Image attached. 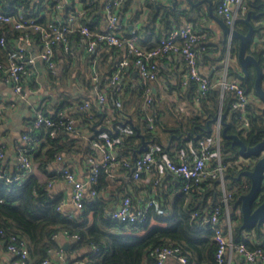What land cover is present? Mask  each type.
<instances>
[{"label": "trees", "instance_id": "trees-1", "mask_svg": "<svg viewBox=\"0 0 264 264\" xmlns=\"http://www.w3.org/2000/svg\"><path fill=\"white\" fill-rule=\"evenodd\" d=\"M87 1L89 0H71L69 5L62 10L65 16L63 15L61 18H66L69 12L75 11L77 3L78 5L82 4L84 15L80 17L81 22L87 23L96 32H104L105 28L101 22L105 17L104 6L108 0H92L91 4H86ZM245 3L246 10L235 21L234 27L240 32L246 33L249 26L244 21V17L248 11H253L250 20L254 27V33L248 51L253 53L262 65L264 83V0H245ZM47 4L50 12H54L53 15L58 17L60 10L55 8L56 0H47L46 2L41 0L40 3H32L30 0L27 2L23 0L19 3L17 1L18 6L14 12L20 8L27 13L36 11L39 21L45 23L48 17L42 12L45 11ZM130 8H135L131 16L132 22L140 20L144 9L147 8L145 20L137 32L138 40L140 39L137 42L145 49L157 46L162 36L172 28L182 25L185 20H192L199 24L201 16L198 7L180 9L177 5L175 9H170L162 4L157 6L156 0H123L119 9L120 17ZM126 29L128 26L124 27V33ZM27 31L31 33L36 43H42L39 31L34 32L32 28ZM19 34L18 30L7 32V47L0 46V61L5 59L7 50L12 47ZM70 38L79 40L80 34L74 32L70 34ZM148 42H151V45L145 47L144 44ZM239 43L238 38L232 39L231 54L233 57H237ZM56 47L62 54L60 55L56 49L55 59L60 62V71L53 73L47 69L50 87L54 90V94L51 95L52 102L47 101L40 107L53 119L54 124L34 127L32 119L25 131L39 143L34 151L28 152L33 163L37 162L41 168H45L54 161L55 155L58 153L77 151L79 148H84L86 153L90 150L94 151L92 140L102 137L101 133L94 132L92 127L95 124H101L102 132L108 134L110 138H119L115 145L119 158H126L131 164L139 155L151 150L150 143H159V137L157 138L155 135V128L148 127L145 119L147 111L142 110L144 101L142 89H137L134 83L129 82L122 94L118 95L114 93L112 87L105 84V78L111 76L118 69L117 63L123 51L122 47L99 48L96 51L87 52L85 57L83 54L81 55L82 58H85L84 62L82 58H80L81 61L78 59L75 51L71 50L66 53L62 46ZM233 63L229 66L228 74L239 79L246 92L250 94L251 102L248 104L247 113L250 121L249 127L246 129L241 126L242 122L237 117L238 111L233 106L235 98L232 91L226 92L222 99L221 89L211 76L208 91L204 96H198L197 81L191 79L183 92L189 103L196 108V114L186 121L180 119L172 125H167L161 117L163 111L161 113V110L156 106L158 93L154 92V100L149 106L148 113L153 117L155 125L168 132L170 138L169 147L160 145L153 150L157 156L168 155L173 159H179L176 152H180L181 149L190 153L191 148H194L198 152L199 140L211 136L213 125L216 123L214 117L221 112L226 114L225 120L229 123L228 133H239L249 145H254L264 139V103L259 102L261 99L255 91L256 69L251 65L249 77L242 79L240 77L241 66L238 61ZM130 64H133V58ZM93 67L96 68L99 76L98 84L108 91L109 103L107 106L113 109L112 118H109L107 110L97 103V94L94 91L96 84L94 85L92 82ZM128 68L129 66H126L123 73H126ZM27 82L31 87L37 84L35 81ZM168 84L176 88V84L172 81ZM180 84L182 81L177 84V87ZM81 87L85 91L78 92L77 88ZM177 90L182 91L183 89L180 87ZM134 91H136L135 101L132 106H127L130 100L126 101L125 98L129 93L135 94ZM116 99H121L122 106L118 107L115 104ZM85 101L91 102L90 109L84 110L80 107ZM129 108L135 110L136 125L129 121L131 119H127ZM63 111L78 119L79 129L81 124L89 128L86 136L83 137V135V138H80L81 146L74 147L72 143L74 140H69L70 134H76V132L64 129L67 117L60 114ZM53 130L56 132L55 135L52 134ZM142 135L149 145L146 150L138 152L142 144ZM197 135L198 137H196ZM220 145L221 156L226 163L225 187L232 192L228 210L232 222L233 238L235 241L244 242L250 248L257 246L264 248V223L256 224L252 228L243 227L241 203L238 201V196L247 192L251 185L249 177L241 175V171L251 168V165L242 158L239 147L234 145L231 139L224 137L222 133ZM256 158L253 157V159ZM124 168L132 171V167ZM55 175L60 176L58 172ZM9 176L19 179L11 182L8 180ZM107 176L108 174L102 171L97 183H94L91 188H95L99 192L106 185ZM175 176L176 178L172 182L176 188L180 189V192L176 197L171 215L160 214L152 208L144 221L120 222L108 215L104 209L103 201L93 195L86 197L85 194L83 206L78 213L69 212L62 205L61 194L51 192L48 188V182L55 178L54 175L49 176L48 180L42 181L35 173L23 172L18 164L12 168L7 164L5 158H1L0 230L2 229L6 236L0 232V242L7 250L6 237L9 233L17 234L29 248L28 264H42L46 258L51 256L50 250L63 249V242L67 234L79 236L78 239L71 240L67 248L66 252L69 254L70 261L85 259L87 264H155L156 259L153 251L157 247L171 244L179 246L181 253L186 255L187 260L182 264H217L218 243L214 238V231L208 227L200 226L198 219L193 218L191 213L193 211L202 213L219 206L221 223L224 228L227 227V207L223 202L221 180L209 176L198 183L192 182L187 191L184 189L186 182L184 178ZM168 179H171V175L168 176ZM159 203L164 208L160 200ZM152 220H155L156 223L151 224ZM103 226H116L120 231L127 230V232H111L104 229ZM91 246H96L97 249L92 247L89 250L88 247ZM81 250L85 252L72 259L73 253ZM231 264H262V262L251 263L241 257H236Z\"/></svg>", "mask_w": 264, "mask_h": 264}, {"label": "built area", "instance_id": "built-area-1", "mask_svg": "<svg viewBox=\"0 0 264 264\" xmlns=\"http://www.w3.org/2000/svg\"><path fill=\"white\" fill-rule=\"evenodd\" d=\"M71 0H56L55 8L58 10L65 9ZM123 0H108L104 6L106 18V27L104 32H96L85 22H81L80 17L84 15L83 5L77 3L75 11L69 12L66 18L57 17L50 12L45 23L39 21V15L36 11L31 13L25 12L22 8L17 12L5 10L0 7V46L7 47V32L18 30L19 36L14 40L13 45L7 50L6 57L0 61V73L3 81L10 85L13 92L21 98L28 95L29 90L33 87L28 85L27 81H34L37 74L36 62L39 60L46 69H50L53 73L58 71V62L55 59L56 46L63 47L65 52H70L74 40H71L70 34L78 32L80 34L79 41L85 46L87 52L96 51L99 48H111L114 46L122 47L123 51L118 61V69L111 75L105 78V84L113 88L114 93L120 95L126 89L127 81L123 79V71L126 66H129L132 58L133 63L137 67L138 82L135 87L142 89L144 101L142 110L147 111L145 119L148 127L154 129L156 127L153 117L148 113L149 106L154 100V91L152 88L153 81L157 80L160 75V59L169 54L181 55L186 65V77L183 80L185 86L189 80L197 81L198 96H204L208 91L211 79L200 71L202 61V52L204 45L202 39L205 37L204 32L197 27L193 21H187L183 25L172 28L166 35L162 36L157 44L152 49L141 47L138 40L139 26H134L129 34L124 33V21L121 20L119 9ZM92 0L86 2L91 4ZM216 12L223 20L234 27L235 21L239 14L246 10L245 0H216ZM34 29L41 34L42 43H37L40 50L36 55L30 54V47L35 44V40L29 33L28 29ZM230 41L232 36L229 35ZM232 44L229 47L225 56L222 59V73L216 81V85L221 89V98L228 91L234 93V108L238 111V119L242 122V127L248 128L250 125L248 113V104L250 102V94L246 92L241 81L237 78H230L228 74L229 66L232 61L231 54ZM93 79L96 84L95 91L97 94V103L101 107H105L109 103L108 91L105 88L97 86L99 76L94 73ZM199 99V97H198ZM197 99V101H198ZM115 104L122 106L121 99H116ZM91 102L85 101L80 107L84 110L91 108ZM5 106L0 103V121L4 117ZM67 119L64 123V129L72 132L80 133L78 127V119L73 117L68 112H61ZM220 118V117H219ZM33 125L52 126L53 119L44 113L42 108L35 107L33 115ZM218 131L211 136L203 137L199 140V151L193 154V157H183L173 159L168 155H163V165L173 175L184 178V189L189 190L191 183H198L205 178L212 176L220 178L223 188V202L227 207V227L221 223L220 208L215 206L210 210L198 213H191L193 218L198 219L200 226H205L214 231V238L218 243L216 252L217 264H231L233 255H238L246 262H262L264 264V248L261 246L250 248L242 241H235L232 232V222L228 210L229 200L232 197V192L227 190L224 181V170L226 163L221 156V124L218 119ZM55 130L52 134L55 135ZM86 136V135H84ZM32 135L24 132L20 139L16 141V147L19 152L18 165L27 173L32 171L34 163L28 152L34 151L37 147L36 141ZM119 138L112 139L108 134H102L101 138L92 140V146L97 149L101 158L97 159L96 152L91 151L89 161V176L86 181L78 179L74 170L69 166L61 167L57 172L61 177L72 184L70 201L77 207L83 206L85 196V188L90 187V194L98 196L99 192L95 188H91L94 183H97L100 173L103 171L110 175L112 170L117 165L124 167H132L130 172L131 177L139 178L144 171L152 172L153 168L160 161L159 156L153 150L142 153L134 161L133 164L126 158H119V154L115 149ZM5 143H0V159L6 156ZM243 158V157H242ZM62 153L55 155L54 160L63 161ZM248 161L246 158H243ZM18 177H8V180L14 182ZM159 181V177L156 178ZM21 183V181H19ZM54 180L48 182V188H51ZM67 204L65 198L62 199V205ZM156 210L160 214H165V209L160 206L159 200L151 197L141 205H135L132 196L124 194L120 199L117 207L111 212V217L120 222H138L144 221L150 209ZM0 232L6 236V233L1 229ZM77 234H67L66 239H78ZM7 250L13 257L10 264H28L29 248L27 243L17 234L9 233L6 237ZM97 249L96 246H93ZM51 254L55 251L60 259L64 257V251L50 250ZM153 254L155 255V264H167L172 256H177L181 262L187 260L186 255L181 253L179 246L171 244L157 247ZM52 257L46 258L42 264H51ZM64 264H87L85 259H75Z\"/></svg>", "mask_w": 264, "mask_h": 264}, {"label": "crops", "instance_id": "crops-1", "mask_svg": "<svg viewBox=\"0 0 264 264\" xmlns=\"http://www.w3.org/2000/svg\"><path fill=\"white\" fill-rule=\"evenodd\" d=\"M18 3L23 0H0L1 7L5 10L14 12ZM28 1V0H24ZM33 2L40 3L41 0H30ZM47 0H44L46 2ZM174 0H156L158 5L167 6L170 9H175L178 5L180 9L182 8H192L198 7L201 11V16L199 18V24L197 27L201 29L205 37L202 39V44L204 45V49L202 52V61L200 64V71L207 75L209 78L212 76L213 81H217L219 76L222 73V59L225 56L227 49L229 47L230 37L229 35L226 37L223 33V28L220 23L215 19L214 15L219 16L216 12V0H192V2L188 0H178L177 3L172 5ZM16 3V4H15ZM135 8H130L125 11L121 17L124 21L125 27L128 26V29L125 30L126 34H129L131 29L134 26H139L144 22L145 17L147 15V8L144 9V12L141 15V19L138 21H131V16L133 14ZM17 12V11H16ZM50 13L48 4L45 7V11L42 12L43 15L48 17ZM41 14V15H42ZM214 14V15H213ZM63 11L60 10L58 17L63 16ZM67 15V14H66ZM65 16V15H64ZM240 16V14H239ZM221 17V16H219ZM222 18V17H221ZM121 19V20H122ZM192 21V20H185ZM194 22V21H193ZM182 23V25L184 24ZM195 23V22H194ZM102 26L106 27V19L104 17L103 21L101 22ZM100 26L101 28H103ZM233 39V38H232ZM140 39L138 40V42ZM159 42V41H158ZM208 44V46H207ZM151 45V42L144 44L145 47ZM57 49V48H56ZM123 49V48H122ZM40 50V47L35 41V44L30 47V54L36 55L37 52ZM72 51L77 53L78 59L85 57L87 51L85 46L79 40H74V43L71 48ZM59 54H61L60 49H57ZM67 53V52H66ZM76 56V54H75ZM83 62L85 58H82ZM39 61V60H38ZM81 61V59H80ZM237 61V57L232 58V62ZM58 62V71H60V62ZM37 63V62H36ZM41 68L37 67V74L35 77V82L37 83L32 90H29L28 95L25 98L18 97L12 90L11 86L6 84L3 81V78L0 74V103H2L4 108V117L0 121V143H5L6 147V156L5 161L8 165L12 168L19 163V152L16 147V141L21 138L22 134L27 130L33 115H34V108L42 107L46 104L47 101L52 102L51 95L54 94V90L50 87V82L48 76L45 75L46 68L42 63ZM234 64V63H233ZM160 77L153 81L152 88L154 92H157V101L156 106L161 110V117L166 122L167 125H172L173 123L177 122L180 119L186 121L187 119L193 117L196 114V108L189 103V101L184 96V89L185 85L183 84V79L186 77V65L181 57V55L169 54L168 56L160 59ZM94 73L98 75L96 68L93 67V75H92V82L95 85L93 76ZM123 79L127 81V83L132 82L134 85L138 82V72L136 65L130 64L128 71L123 73ZM230 78H234V76H230ZM172 81L176 84V88L169 86L168 82ZM182 81V84L177 87V84ZM101 82V81H100ZM97 85L100 86L97 82ZM183 90H177L179 88ZM78 92L85 91L83 87L77 88ZM95 91V87H94ZM135 94L129 93L125 98L127 106H132L134 103V99L136 98V91ZM96 93V91H95ZM263 101V100H262ZM259 100L260 103H264ZM131 102V103H130ZM251 102V99H250ZM195 106L197 104L194 102ZM264 105V104H263ZM107 110L109 114V118L113 117L112 112L113 109L111 107L105 106L103 107ZM127 119L130 122H133L136 125L137 118L135 116V110L133 108H129V112H127ZM217 122V121H216ZM96 125V124H95ZM94 125V126H95ZM93 128V127H92ZM222 128V126H221ZM80 133L70 134L69 140H74L72 142L74 147L77 145L81 146V137L88 133L89 128L86 125H82L80 127ZM94 132L104 134L102 132V125L98 124L95 126ZM126 129V128H125ZM156 137L159 140V143L153 142L150 143V149L154 150L158 148L160 145L164 147L170 146V138L168 137V132L163 131L162 128L156 126L155 127ZM218 131L217 123L213 125V133ZM100 134V135H101ZM85 137V136H83ZM82 137V138H83ZM65 141V140H64ZM62 141V143H65ZM39 145V143H38ZM94 148V147H93ZM96 152L97 159L101 158V154L97 149H94ZM91 153V150L86 153V151L79 148L77 151H70V152H63L64 159L63 161L54 160L51 164H49L45 168H41L37 162L34 163V167L30 173H35L42 181L48 180L49 176L54 175V183L50 189L51 192L60 193L63 198L66 199L67 204L64 205V208L69 212L78 213L80 208H77L71 201V191H72V184L69 183L66 179L60 176H56L55 173L63 167L69 166L74 172L76 173L78 179L86 181L89 176V161L88 157ZM195 153L194 148H191L190 153H187L185 149H181L180 152H176V156L179 158L183 157H193ZM160 161L156 164L153 168L152 172L144 171L139 178L131 177L130 171L125 169L122 165H117L113 168L112 173L106 177V185L103 186L98 194V198L101 199L104 203V209L106 213L111 216V212L117 207L120 202L122 196L126 193L132 196L133 203L135 205H141L146 200L151 197H155L156 199L160 200L163 204L165 209L166 215H171L174 210L175 200L177 195L180 192L179 188L174 186L172 182L173 179L176 178L175 175L171 174L163 165V158L159 156ZM171 175V179H168V176ZM159 177V181H156V178ZM167 180V181H166ZM86 197H90V187L87 186L85 188ZM62 198V199H63ZM155 220H152L151 224H155ZM104 229L111 232L117 233H125L127 230L123 232L120 231L119 228L116 226H103ZM253 236V235H252ZM68 241V239H64V243ZM93 246L89 250L92 249ZM64 257L60 259L58 254L54 251L51 254L52 263L51 264H64L69 262L70 259L69 254L66 252L67 249H64ZM85 251L81 250L80 252H75L72 255V259L76 258L77 255H81ZM11 254L5 249L4 245L0 242V264H10L11 262ZM236 257H240L238 255H233L232 262ZM167 264H182V262L178 259L177 256H172L169 258Z\"/></svg>", "mask_w": 264, "mask_h": 264}, {"label": "water", "instance_id": "water-1", "mask_svg": "<svg viewBox=\"0 0 264 264\" xmlns=\"http://www.w3.org/2000/svg\"><path fill=\"white\" fill-rule=\"evenodd\" d=\"M188 1L192 2V0ZM177 2L178 0H174L170 6L173 7ZM156 4L158 6V3ZM252 13V10L248 11L247 15L244 17V21L249 26L246 33H242L235 27H231L223 20V18L213 15L222 26L223 33L226 37L231 35L232 38H238L240 40L237 53V61L242 69L240 77L242 79H247L250 73L249 68L253 65L256 69L255 91L258 93L260 99L264 101L263 67L259 59L253 53L248 51L249 43L253 39L254 33V27L250 20ZM36 65L41 68L40 61H37ZM225 116L226 114L221 112L214 117L216 121H218V119L220 120L222 126L221 133L224 137L231 139V142L234 145L239 147V153L243 158H246L251 165V168L241 171V175L249 177L251 185L247 192L238 196V201L241 203L240 210L243 216L242 226L245 228H252L256 224L264 223V139L254 145H249L239 133H228L227 130L229 123L225 120ZM93 128H95L94 125ZM138 134L140 133L138 132ZM196 137H198V135ZM142 138V144L139 147L138 152L146 150L149 145L143 135ZM253 157L257 158L253 159ZM69 244L70 242L66 241L63 245L64 249H67Z\"/></svg>", "mask_w": 264, "mask_h": 264}, {"label": "rangeland", "instance_id": "rangeland-1", "mask_svg": "<svg viewBox=\"0 0 264 264\" xmlns=\"http://www.w3.org/2000/svg\"><path fill=\"white\" fill-rule=\"evenodd\" d=\"M47 74H48V71H47V69H46L45 75H47Z\"/></svg>", "mask_w": 264, "mask_h": 264}]
</instances>
